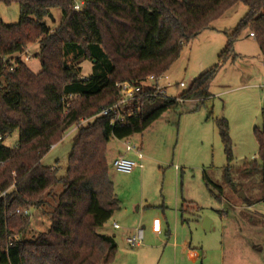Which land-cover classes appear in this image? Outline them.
Returning <instances> with one entry per match:
<instances>
[{
	"label": "trees",
	"instance_id": "obj_1",
	"mask_svg": "<svg viewBox=\"0 0 264 264\" xmlns=\"http://www.w3.org/2000/svg\"><path fill=\"white\" fill-rule=\"evenodd\" d=\"M0 2L20 7L16 24L0 19V264H113L115 236L99 232L120 208L109 172L108 143L112 137L122 140L142 133L179 106L175 99L151 95L154 89L141 84L149 75L166 73L185 45L242 4L246 15L231 33L225 32L223 63L202 73L181 95L207 98L218 70L235 59L233 45L244 32L254 33L264 57V0ZM54 10L62 18L52 30L45 18L53 17ZM33 44L40 47L37 73L18 57ZM83 60L93 63L85 77ZM121 82L141 85L142 91L134 113L123 123L111 124L110 116L99 114L120 99ZM219 127L228 160L225 182L234 186L227 122L221 119ZM72 128L78 130L76 141L66 176L59 177V167L44 166L42 160ZM14 132L18 140L8 147L5 139ZM253 133L260 162H246L242 171L261 170L264 192V124ZM58 186L63 187L60 193ZM45 206L50 228L26 237L32 217L24 212Z\"/></svg>",
	"mask_w": 264,
	"mask_h": 264
},
{
	"label": "rangeland",
	"instance_id": "obj_2",
	"mask_svg": "<svg viewBox=\"0 0 264 264\" xmlns=\"http://www.w3.org/2000/svg\"><path fill=\"white\" fill-rule=\"evenodd\" d=\"M247 10L237 4L183 47L167 74L174 85L183 82L185 87L169 88V95L187 91L202 73L223 63L225 32L231 33ZM19 18L18 4L0 2V19L5 24H16ZM61 18V11L54 10L53 17L45 21L54 30ZM248 33L234 42L235 59L218 70L207 98H182L178 108L166 111L142 133L110 139L107 160L120 208L99 232L115 236L118 251L113 264H264L262 171H242L244 163L260 162L253 131L264 124V88L259 87L264 79V57L256 37H247ZM39 53V45L33 44L18 57L37 73L41 70ZM81 67L82 77L93 71L90 60H83ZM221 119L227 122L234 155V186L225 182L228 160ZM77 133L76 128L68 131L42 160L44 166H58L59 177L66 176ZM17 140L18 132H14L4 143L14 147ZM128 146H136L141 157L128 151ZM124 153L138 164L129 174L113 167L114 159ZM56 190L60 193L63 187ZM45 209L49 207L29 210L32 223L26 237L50 228ZM206 219L211 221L210 230L203 228ZM137 228L144 229L145 239L132 247L126 239ZM184 241L189 246L186 254L180 247Z\"/></svg>",
	"mask_w": 264,
	"mask_h": 264
},
{
	"label": "built area",
	"instance_id": "obj_3",
	"mask_svg": "<svg viewBox=\"0 0 264 264\" xmlns=\"http://www.w3.org/2000/svg\"><path fill=\"white\" fill-rule=\"evenodd\" d=\"M75 8H79V5H76ZM252 37H255L254 33H250ZM12 69V68H11ZM169 76L166 73L160 75H149L146 80L141 85H148L154 89L151 95L163 96L171 99H175L177 101H182V93L176 96L169 95L168 89L175 88L179 90L180 88L185 87L183 82L173 84L169 80ZM132 84L130 82H121L117 84V87L120 91V99L113 105L104 108L100 115L110 116L111 117V124H115L117 122L123 123L125 122L128 115H132L134 113V105L137 102V96L142 91V86ZM263 87H264V79H263ZM92 118L83 119L81 124H86L89 121H92ZM2 138L0 137V140ZM128 151H135L141 157V153L137 149L136 146H128ZM137 161L128 158L125 155L118 156L113 161L114 169L119 173H131L137 167ZM26 215L29 214V210L24 212ZM114 226L116 227L117 224L115 223ZM145 238V232L143 228H137L136 233L126 239L127 243L132 247L140 246Z\"/></svg>",
	"mask_w": 264,
	"mask_h": 264
},
{
	"label": "crops",
	"instance_id": "obj_4",
	"mask_svg": "<svg viewBox=\"0 0 264 264\" xmlns=\"http://www.w3.org/2000/svg\"><path fill=\"white\" fill-rule=\"evenodd\" d=\"M247 37H252L249 33L246 35ZM254 38V37H253ZM259 53L261 54V52H260V50H259ZM261 56H262V54H261ZM263 57V56H262ZM259 87H261V88H264L263 87V82H262V84L259 86ZM119 154H122L121 152L119 153ZM128 153H124L123 155H125V156H129V155H127ZM137 154V153H136ZM119 156V155H118ZM117 156V157H118ZM116 157V158H117ZM128 158H131V157H128ZM133 159V158H132ZM115 224V223H114ZM117 224V223H116ZM145 239V238H144ZM180 247L182 248V251H181V253H183V254H186L187 253V249L189 248V246H187V242H182L181 244H180Z\"/></svg>",
	"mask_w": 264,
	"mask_h": 264
},
{
	"label": "water",
	"instance_id": "obj_5",
	"mask_svg": "<svg viewBox=\"0 0 264 264\" xmlns=\"http://www.w3.org/2000/svg\"><path fill=\"white\" fill-rule=\"evenodd\" d=\"M52 17V15H50ZM243 194H241L242 196ZM203 228L206 229V230H210L211 228V221H209L208 219L205 220L204 222V225H203Z\"/></svg>",
	"mask_w": 264,
	"mask_h": 264
}]
</instances>
